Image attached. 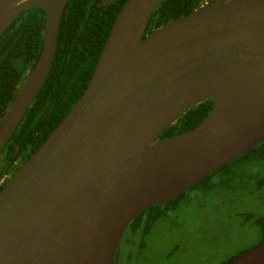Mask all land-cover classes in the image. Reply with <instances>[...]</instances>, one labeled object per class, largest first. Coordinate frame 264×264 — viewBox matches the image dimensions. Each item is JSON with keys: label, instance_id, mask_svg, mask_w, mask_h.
Masks as SVG:
<instances>
[{"label": "water", "instance_id": "95a60500", "mask_svg": "<svg viewBox=\"0 0 264 264\" xmlns=\"http://www.w3.org/2000/svg\"><path fill=\"white\" fill-rule=\"evenodd\" d=\"M68 0H0V35L45 12L0 152L51 68ZM162 0H125L85 90L0 188V264H117L130 222L264 140V0H211L147 34ZM194 128L158 135L204 100ZM223 264H264V243Z\"/></svg>", "mask_w": 264, "mask_h": 264}, {"label": "trees", "instance_id": "16d2710c", "mask_svg": "<svg viewBox=\"0 0 264 264\" xmlns=\"http://www.w3.org/2000/svg\"><path fill=\"white\" fill-rule=\"evenodd\" d=\"M124 1H67L60 19L49 73L20 124L0 152V179L15 173L81 96ZM207 1L211 0H162L149 18L146 33L190 13ZM44 25V10L31 8L21 12L0 35V121L40 55ZM212 106L211 99L192 106L163 130L156 141L194 128ZM8 178H5L0 188ZM245 183H252L257 188L264 187V140L168 202L154 204L142 211L130 222L128 230L135 235L144 236L155 223L165 219L169 211L190 204L198 197L204 198L221 188L237 187ZM255 222L263 224L264 229V216H257ZM262 234L259 243L242 253L264 243V232Z\"/></svg>", "mask_w": 264, "mask_h": 264}, {"label": "rangeland", "instance_id": "374dc122", "mask_svg": "<svg viewBox=\"0 0 264 264\" xmlns=\"http://www.w3.org/2000/svg\"><path fill=\"white\" fill-rule=\"evenodd\" d=\"M1 159V158H0ZM264 187L221 188L169 211L155 223L138 253L139 264H223L259 243ZM127 248L123 246L122 252Z\"/></svg>", "mask_w": 264, "mask_h": 264}, {"label": "flooded vegetation", "instance_id": "af4514ba", "mask_svg": "<svg viewBox=\"0 0 264 264\" xmlns=\"http://www.w3.org/2000/svg\"><path fill=\"white\" fill-rule=\"evenodd\" d=\"M10 178L11 176L5 175L0 179V185L5 181V178ZM8 178V179H9ZM7 179V180H8ZM6 180V181H7ZM147 235V234H146ZM146 235H135L126 228L125 232L123 233L118 246V261L117 264H139L138 253L141 252L144 246V239ZM123 246H126L127 251L126 253L122 252Z\"/></svg>", "mask_w": 264, "mask_h": 264}]
</instances>
